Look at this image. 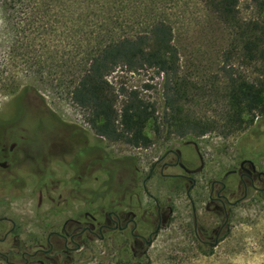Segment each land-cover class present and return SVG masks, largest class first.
I'll list each match as a JSON object with an SVG mask.
<instances>
[{
  "label": "rangeland",
  "instance_id": "1",
  "mask_svg": "<svg viewBox=\"0 0 264 264\" xmlns=\"http://www.w3.org/2000/svg\"><path fill=\"white\" fill-rule=\"evenodd\" d=\"M35 2L39 5L36 9L12 10L9 9L11 0H8L7 15L10 14L11 22L21 31L23 40L29 35V21L33 18L39 22L43 13L54 23L56 33L53 36L70 44L74 38L82 39L91 32L102 33L99 25L105 21H128L130 25L124 31L129 34L144 30L154 20L163 19L174 29L183 77L222 90L226 83L224 71L230 64H235L236 70L244 75L254 72L247 69L238 57L227 62L231 29L203 0ZM18 11L23 13L22 25L15 19ZM1 14L3 10L0 7V72L11 70L14 77L7 83V74L0 73V152L14 143L16 151L7 159L9 166L0 168V217L6 216L18 226L2 250L8 252L15 238L25 248L36 243L46 247L52 224H63L71 218L90 222L89 218H84L85 212L96 216L100 222L106 221L107 213L117 206L135 210L139 222L150 223L146 230L154 231L159 222L157 209L155 201L144 192L142 181L166 150L176 147L191 154L196 149L194 144L203 160L192 165L202 169L195 175L198 187L191 199L197 202L200 227L209 232L218 231L223 219L217 223L205 205L211 184L221 180L226 183L227 193L233 202L242 198L240 174H226L239 170L243 160L254 161L264 168V117H257L254 123L230 136L213 132L195 139L156 135L152 121L146 132L154 143L148 149L110 142L95 134L84 111L73 102L72 83L76 75L70 73L71 68H55L51 71L52 76L41 80L29 77L30 74L25 76L23 72L29 63L26 62L27 65L15 56V61L10 60L13 55L9 54L10 44L2 37L1 29L5 25ZM260 16V11L250 1H241L240 17L243 20H254ZM112 26L111 23L110 30ZM36 49L40 48L29 51ZM57 50L79 53L85 50V44L74 49L73 45L63 43ZM59 71L70 75L58 77ZM109 81L116 90H138L145 99L156 104L159 117L163 114V80L158 71L146 69L129 73L118 70L109 77ZM13 83L21 86L19 91L27 89L23 94H12L6 88L11 89L8 85ZM122 101L123 97L118 108ZM206 102L203 101L202 110L195 108L197 113L212 115L220 111L221 105L215 98ZM31 152L35 159L51 152L50 160L38 165ZM4 160L0 157L1 162ZM135 176L141 179L133 191ZM147 189L164 208L165 217L144 264H264V201L256 194L231 209L226 238L214 248L201 245L195 238L193 206L186 194L187 188L174 191V182L160 178L157 170L147 183ZM169 207L172 208L171 215L167 213ZM147 210L151 214L145 215ZM2 226L1 236L13 223H3ZM112 239L120 243L126 238L117 234L108 236L105 241L94 239L78 253L74 264H116ZM0 264H6L3 258H0Z\"/></svg>",
  "mask_w": 264,
  "mask_h": 264
},
{
  "label": "trees",
  "instance_id": "2",
  "mask_svg": "<svg viewBox=\"0 0 264 264\" xmlns=\"http://www.w3.org/2000/svg\"><path fill=\"white\" fill-rule=\"evenodd\" d=\"M203 1L231 29L227 62L238 57L247 69L254 71L251 75H244L236 70L235 64H230L224 71L226 83L222 90L195 83L181 75L174 29L163 19L154 20L144 30L129 34L124 31L130 25L128 21L122 23L117 19L115 23L111 22L112 30L111 23L105 21L99 25L102 33L91 32L82 39L74 38L70 44L53 36L56 33L54 23L43 13L39 22L33 18L29 21V35L23 40L21 31L11 22L10 14L7 15L8 0H3L0 7L5 26L1 32L11 47L9 54L13 56L10 60L20 58L29 63L23 72L25 76L30 74L29 77L43 80L52 76L51 71L55 68H71L70 73L76 75L72 83V100L84 111L86 121L96 135L110 142L148 149L154 143L146 132L152 121L156 135L195 139L213 132L230 136L254 123L257 117H264V0H248L261 14L254 20L240 17L242 0ZM11 5L9 9L12 10H33L39 6L35 0H11ZM22 16L21 11L15 16L19 25L23 24ZM38 24L41 26L36 28ZM55 27L60 31L58 25ZM121 29L122 32L119 31ZM63 43L73 45L74 49L85 44V50L79 53L58 51ZM37 47L40 49L29 51ZM146 69H154L162 76L164 111L161 117L156 104L145 99L138 90H116L109 81V77L118 70L136 73ZM0 73L7 74V83L13 80L11 70ZM57 73L58 77L70 75L64 71ZM8 86L11 89H6L12 94H23L27 89L19 91L21 86L16 83ZM121 97L123 101L118 108ZM209 98L220 103V111L212 115L197 113L196 109L202 110L203 101Z\"/></svg>",
  "mask_w": 264,
  "mask_h": 264
},
{
  "label": "flooded vegetation",
  "instance_id": "3",
  "mask_svg": "<svg viewBox=\"0 0 264 264\" xmlns=\"http://www.w3.org/2000/svg\"><path fill=\"white\" fill-rule=\"evenodd\" d=\"M28 143L30 145L29 140ZM194 145L196 149L191 154L188 151H183L182 148L176 147L166 150L156 160L154 165H152L147 177L142 181L144 192L150 199L155 201L157 209L159 222L154 231L146 230V226H149L150 223L139 222L135 210L129 207L121 209L117 206L107 213L106 221L100 222L96 216L85 212L84 218H89L91 220L90 222L83 220V218H71L63 224H52V230L46 238V247L41 243H36L25 248L20 240L15 238L13 239L14 242L10 250L7 252L2 250V246L8 243L11 236H14V232L18 226L10 218L3 216L0 217V258H3L6 264H74L78 253L87 246L88 242L94 239L105 241L110 235L116 236L120 234L126 238L124 242L119 243L116 239H112V248L115 252L116 264H144V259H146L150 247L162 229L163 218L165 217L164 208L147 189V183L153 179L157 170L160 178L174 182V191L184 187L187 188L186 194L190 198L193 206L196 240L203 246L217 247L221 243V240L226 238L229 229L228 224L231 209L234 206L250 199L255 194L260 200L264 201V168L259 167L254 161L243 160L240 162L239 170L234 169L226 174V176L240 174L243 196L234 202L227 193V185L225 182L221 180L212 182L208 203L205 204L206 209L216 217L217 223L222 219L223 221L218 231H205L199 225L198 210L196 208L197 202L191 199L192 193L198 187V181L195 175L202 169L193 168L192 165L195 161L203 160V156H201L197 145ZM28 148L31 151V146ZM15 151L16 143L12 144L9 149H3L0 152V157L6 159L3 162L0 161V168L9 166L7 159L13 156ZM50 153L49 155L43 154L39 159L38 157L35 159L31 152L33 159L38 162V165H42L43 162H49ZM190 161L191 164L189 163ZM140 179V177L135 176L133 191L138 187V181ZM132 195H135L134 192ZM167 211L168 215L172 214L171 207ZM147 214H151V211L147 210L145 215ZM8 222L13 223V226L1 236L2 224ZM216 242H218L217 245H215Z\"/></svg>",
  "mask_w": 264,
  "mask_h": 264
},
{
  "label": "water",
  "instance_id": "4",
  "mask_svg": "<svg viewBox=\"0 0 264 264\" xmlns=\"http://www.w3.org/2000/svg\"><path fill=\"white\" fill-rule=\"evenodd\" d=\"M217 243H218V242H216V244H215V245H217Z\"/></svg>",
  "mask_w": 264,
  "mask_h": 264
}]
</instances>
